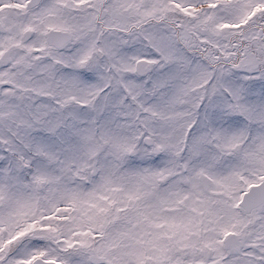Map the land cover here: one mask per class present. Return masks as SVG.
<instances>
[{"label": "snow or ice", "instance_id": "6c2138e0", "mask_svg": "<svg viewBox=\"0 0 264 264\" xmlns=\"http://www.w3.org/2000/svg\"><path fill=\"white\" fill-rule=\"evenodd\" d=\"M0 264H264V0H0Z\"/></svg>", "mask_w": 264, "mask_h": 264}]
</instances>
